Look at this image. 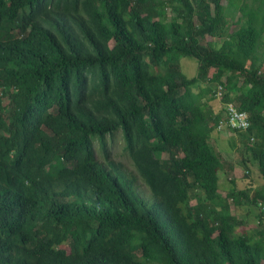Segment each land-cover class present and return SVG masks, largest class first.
<instances>
[{
	"label": "trees",
	"instance_id": "16d2710c",
	"mask_svg": "<svg viewBox=\"0 0 264 264\" xmlns=\"http://www.w3.org/2000/svg\"><path fill=\"white\" fill-rule=\"evenodd\" d=\"M218 85L250 120L224 197ZM118 127L151 208L95 159ZM0 264H264V0H0Z\"/></svg>",
	"mask_w": 264,
	"mask_h": 264
},
{
	"label": "rangeland",
	"instance_id": "374dc122",
	"mask_svg": "<svg viewBox=\"0 0 264 264\" xmlns=\"http://www.w3.org/2000/svg\"><path fill=\"white\" fill-rule=\"evenodd\" d=\"M173 13L171 14V16ZM239 14L235 12L234 18L232 22H236L238 19ZM222 41V38L218 40L220 43ZM179 65L181 72L187 77V78H193L197 75L198 72V63L192 58L187 57H181L179 60ZM196 90V89H195ZM214 110L217 109L216 105H213ZM213 137L217 141H213V146L216 148L217 152H220L221 157L233 165L234 171L232 173L233 177H242L244 175V167L241 164L240 159V152H241V146H237L236 150L231 149V143L230 140L237 139L238 137H234L232 134L228 135L227 132H221L220 134H214ZM95 148L97 152V159L101 162H105V158L103 156V153L101 152V149L99 148L98 143H95ZM124 143L121 136V133L118 131L113 137L107 139V149H108V160L114 162L118 167L127 175L133 176L135 180V186L138 189L141 196L148 202V206H151V197L149 192H147V195L145 194V186L142 183V181L137 176V173L134 169V166L132 162L130 161L127 153L123 151ZM163 157H166L163 155ZM107 162V160H106ZM229 175L225 174L223 172L218 173V179H219V190L218 194L220 196H225L226 193H228L230 187L229 182ZM247 182L244 181V183H240L241 187H244ZM245 188V187H244ZM144 192V194L142 193ZM194 197L191 196V205H195ZM231 204L232 213L238 216L240 219L244 220V226L237 229V232H241L242 230H251L257 227V220L254 218L252 213H249L248 209L244 206L242 207L243 210L237 209L234 210L232 203ZM248 213V214H247Z\"/></svg>",
	"mask_w": 264,
	"mask_h": 264
},
{
	"label": "clouds",
	"instance_id": "9594fccd",
	"mask_svg": "<svg viewBox=\"0 0 264 264\" xmlns=\"http://www.w3.org/2000/svg\"><path fill=\"white\" fill-rule=\"evenodd\" d=\"M218 87H221V90H222V95H221L220 98H218V97L216 96V93H217V91H218ZM223 95H224V89H223V87H222L221 85L216 86L215 89H214V99H215V101L211 102V104H210V108H211L212 110L209 112V114H210V116L220 115V118H219V120H218V124H217V126H215V129H214V131L212 132V134H211V136H210V143H211L212 146H213V143H212V137H213L214 134L217 135V134H220L221 132H227L228 135L232 134L234 137H238V133H239V134L246 133L247 130L250 128V120H249V117H248L249 127H248L247 129H245V130H240V129L231 128V127L228 125V118H227V115H226V105H227V104H232L235 108H236V106H235L232 102L222 103ZM213 105H216V106H217V109H216V110H214ZM236 109H237V108H236ZM237 110H238V109H237ZM238 111H240V110H238ZM241 112H243V111H241ZM245 113H246V112H245ZM246 114H247V113H246ZM247 116H248V114H247ZM118 131L121 133V136H122V139H123V143H124V138H123V135H124V134H123L122 129H120L119 127H118L116 130L112 131V132L105 133V134H103V135H95V136H92V137L90 138V140H91V144H92V150H93V152L95 153V159H96V161H98L100 164L104 165V166L106 167V169L109 170V171H111L112 169H115L116 166H118V165H116L114 162H112V161H110V160H108V159L106 158V155L108 156L107 139L113 137ZM233 139H234V138H233ZM233 139L230 140V143H232ZM235 140L238 141L237 139H235ZM254 140H255L254 136L251 135V136L249 137V141H250L251 143H253ZM95 143H98L99 148L101 149V152L103 153V156H104V158H105V162H101V161H99V160L97 159V152H96V148H95ZM124 146H125V144H124ZM237 146H239V147L241 146V147H242V145L239 144V143H237ZM237 146H236L235 148H232V147H231V149H232V150H236ZM213 147H214V146H213ZM214 149H215V151L217 152V150H216L215 147H214ZM218 153L221 154L220 152H218ZM127 155H128V154H127ZM129 159H130V158H129ZM106 160H107V162H106ZM130 161H131V160H130ZM233 171H234V167H233V170H232V171L230 172V174H229V178H228V179H229V182L231 181V179L235 180V179H240V178H241V177H239V178H238V177H233V176H232ZM220 172H222V171H220ZM136 173H137V172H136ZM223 173H224V172H223ZM244 174H247V171H244ZM137 176L139 177V179L142 181V183L144 184V186H145V188H146V190H145V194L147 195V192H149V194H150V197H151V200H152V202H151V206H148V202H147V201L141 196V194L139 193L138 189L136 188L134 177H133V176H129V175L126 174V177H127L128 179L133 180V182H134V191H135V192H136V193H137V194H138L143 200H145L146 203H147V206H148L149 208H151V207L153 206V204H154V198H153V196H152V192H151L150 188L148 187V185L146 184V182L144 181V179H143L142 177H140V176L138 175V173H137ZM229 184H230V187H232L231 183H229ZM218 186H219V180H218ZM230 189H231V188H230ZM230 189H229V190H230ZM218 190H219V189H218ZM142 193L144 194V192H142ZM191 196H193V195L190 194V202H191ZM193 199H194V198H193ZM194 200H195V199H194ZM231 211H232V210H231Z\"/></svg>",
	"mask_w": 264,
	"mask_h": 264
},
{
	"label": "built area",
	"instance_id": "2783aa9c",
	"mask_svg": "<svg viewBox=\"0 0 264 264\" xmlns=\"http://www.w3.org/2000/svg\"><path fill=\"white\" fill-rule=\"evenodd\" d=\"M222 95L221 87H218L216 96L220 98ZM226 115L228 118V125L231 128L245 130L249 127L248 116L245 112L238 111L232 104L226 105Z\"/></svg>",
	"mask_w": 264,
	"mask_h": 264
},
{
	"label": "crops",
	"instance_id": "0c3cea01",
	"mask_svg": "<svg viewBox=\"0 0 264 264\" xmlns=\"http://www.w3.org/2000/svg\"><path fill=\"white\" fill-rule=\"evenodd\" d=\"M212 140H213V141H217V140L215 139V137H212Z\"/></svg>",
	"mask_w": 264,
	"mask_h": 264
}]
</instances>
